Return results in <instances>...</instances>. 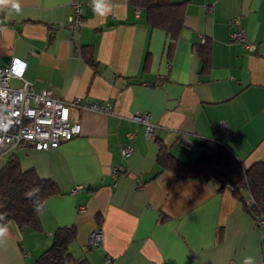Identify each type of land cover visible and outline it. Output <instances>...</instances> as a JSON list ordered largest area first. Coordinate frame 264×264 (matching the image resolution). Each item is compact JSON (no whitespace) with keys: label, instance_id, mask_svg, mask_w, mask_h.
I'll return each mask as SVG.
<instances>
[{"label":"crops","instance_id":"crops-1","mask_svg":"<svg viewBox=\"0 0 264 264\" xmlns=\"http://www.w3.org/2000/svg\"><path fill=\"white\" fill-rule=\"evenodd\" d=\"M18 2L20 12L0 6V66L18 56L34 91L109 101L113 111L78 110L79 135L45 150L19 144L0 156L14 154L22 169L59 189L44 201L39 228L12 220L0 227L7 229L0 264H36L55 232L71 225L67 250L89 264H243L246 257L264 264V223L218 175H193L204 139L219 140L242 168L264 160V0H186L170 51L164 30L127 0H105L106 14L83 6L76 28L68 26L70 0ZM237 28L256 42L254 52L231 39ZM205 41L202 71L194 46ZM142 110L157 124L152 137L131 118ZM128 132L133 151L122 158ZM162 149L183 172L158 161ZM78 184L83 189L71 193ZM96 230L102 237L93 244Z\"/></svg>","mask_w":264,"mask_h":264},{"label":"trees","instance_id":"trees-1","mask_svg":"<svg viewBox=\"0 0 264 264\" xmlns=\"http://www.w3.org/2000/svg\"><path fill=\"white\" fill-rule=\"evenodd\" d=\"M132 8H140L145 13L150 27L164 30L168 36L170 51L183 27L186 0H127ZM202 60V71L207 69L210 57V44L194 46ZM198 159L193 172L198 175L208 171L206 176L222 177L232 194L238 198L246 211L259 221L264 217V160H259L247 168H242L234 155L219 140L204 139L197 146ZM157 159L162 164L184 171L182 164L163 149ZM59 192L50 179L40 178L33 169L24 170L14 154H10L0 167V227L12 220L20 228H39L38 213L44 201ZM253 199L247 203L244 193ZM76 230L73 225L60 227L54 234L52 244L36 260V264H89L85 258L72 255L67 250L68 243L74 239Z\"/></svg>","mask_w":264,"mask_h":264},{"label":"built area","instance_id":"built-area-1","mask_svg":"<svg viewBox=\"0 0 264 264\" xmlns=\"http://www.w3.org/2000/svg\"><path fill=\"white\" fill-rule=\"evenodd\" d=\"M93 0H70L72 9L68 16V26L76 28L82 19V7H93ZM140 9L135 8L136 15ZM5 25H1L4 27ZM232 40L239 42L248 52L256 50V42L247 41L242 28H237L230 33ZM25 61L18 56H13L8 62L0 66V156L11 151L19 144H29L35 149L45 150L57 147L62 141L69 140L81 132V124L76 118V111L88 110L103 114H111L112 103L109 101H88L78 96L71 100H64L54 96L50 89L39 92L28 87L24 80ZM12 79L21 81V85L13 86ZM131 118L143 126L146 137H152L157 126L146 111H136ZM223 132L229 134L227 128ZM134 132L127 133V140L120 146L122 158H128L133 151L131 143ZM114 167L113 174H116ZM223 180L222 177H220ZM83 189L81 184L71 189V193ZM247 203H252L249 198ZM264 223V217L259 219ZM102 234L96 230L90 234V242L98 244ZM109 262V259H108Z\"/></svg>","mask_w":264,"mask_h":264},{"label":"clouds","instance_id":"clouds-1","mask_svg":"<svg viewBox=\"0 0 264 264\" xmlns=\"http://www.w3.org/2000/svg\"><path fill=\"white\" fill-rule=\"evenodd\" d=\"M93 2L95 5L94 11L100 12L101 14H106L107 11H109V8L105 4V0H93ZM9 3L16 12H20L21 6L18 0H0V6H4ZM6 233V228H0V243H3V237H5ZM243 264H255V262L252 257H246L243 261Z\"/></svg>","mask_w":264,"mask_h":264},{"label":"rangeland","instance_id":"rangeland-1","mask_svg":"<svg viewBox=\"0 0 264 264\" xmlns=\"http://www.w3.org/2000/svg\"><path fill=\"white\" fill-rule=\"evenodd\" d=\"M6 161V156L0 157V167L4 164Z\"/></svg>","mask_w":264,"mask_h":264}]
</instances>
